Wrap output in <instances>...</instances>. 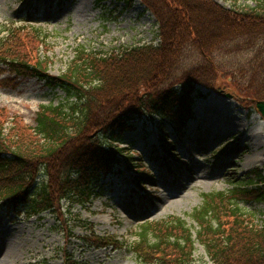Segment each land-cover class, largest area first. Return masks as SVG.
Listing matches in <instances>:
<instances>
[{"label":"trees","instance_id":"1","mask_svg":"<svg viewBox=\"0 0 264 264\" xmlns=\"http://www.w3.org/2000/svg\"><path fill=\"white\" fill-rule=\"evenodd\" d=\"M140 1L158 25L156 44L109 52L80 48L57 76L46 72L36 50L29 54L20 46L18 27L0 37V66L65 94L56 105H40L27 132L14 126L17 133L10 138L0 126L2 206L23 207L29 217L56 214L66 229L60 203H88L104 178L121 175L131 157L121 141L134 122L158 117L182 133L201 97L198 86L217 89L223 77L232 78L233 90L222 85L237 100H264V0L237 8L213 0ZM30 28L43 44L45 34ZM249 201L264 203L259 170L226 191L202 194L201 205L190 213L194 231L179 217L148 221L137 227L130 249L142 263L199 264L197 243L210 264H264V225L240 207ZM88 231L82 238L88 246L124 245L91 226Z\"/></svg>","mask_w":264,"mask_h":264},{"label":"rangeland","instance_id":"2","mask_svg":"<svg viewBox=\"0 0 264 264\" xmlns=\"http://www.w3.org/2000/svg\"><path fill=\"white\" fill-rule=\"evenodd\" d=\"M213 1L228 8L255 5V0ZM17 27L20 46L29 54L36 50L53 76L66 70L80 48L109 52L158 42L155 17L140 0H0V37ZM30 27L45 34L43 44ZM221 81L217 89L198 87L201 97L192 106L195 118L183 134L158 117L134 122L121 141L131 151L129 169L123 166L120 176L104 178L101 192L88 203L62 201L66 229L56 214L28 217L23 207L0 206V264H70L67 258L74 264H148L130 249L138 225L172 216L194 231L190 213L201 205L202 194L228 190L254 170L264 175V121L256 101L237 100L223 86L233 90L228 84L233 85L232 78ZM64 99L63 91L44 80L0 66V126L10 138L16 129L22 134L34 125L40 105ZM137 176L145 183L135 185ZM240 207L253 215L255 224L264 225V203L249 201ZM89 226L95 234L113 236L124 245L84 244ZM194 258L210 264L197 243Z\"/></svg>","mask_w":264,"mask_h":264},{"label":"water","instance_id":"3","mask_svg":"<svg viewBox=\"0 0 264 264\" xmlns=\"http://www.w3.org/2000/svg\"><path fill=\"white\" fill-rule=\"evenodd\" d=\"M229 96V95H227ZM256 108L259 110V112L261 113L263 120H264V101L263 100H259L256 102Z\"/></svg>","mask_w":264,"mask_h":264},{"label":"bare ground","instance_id":"4","mask_svg":"<svg viewBox=\"0 0 264 264\" xmlns=\"http://www.w3.org/2000/svg\"><path fill=\"white\" fill-rule=\"evenodd\" d=\"M209 110H212V111H214L212 108H210ZM10 251H11V250H9V252H10ZM9 252H8V253H9Z\"/></svg>","mask_w":264,"mask_h":264}]
</instances>
